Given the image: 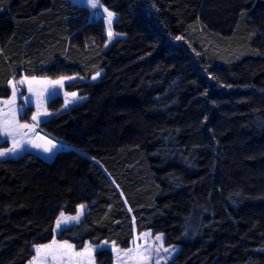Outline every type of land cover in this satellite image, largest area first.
I'll return each mask as SVG.
<instances>
[{
	"label": "trees",
	"instance_id": "trees-1",
	"mask_svg": "<svg viewBox=\"0 0 264 264\" xmlns=\"http://www.w3.org/2000/svg\"><path fill=\"white\" fill-rule=\"evenodd\" d=\"M100 2L124 35L108 47L88 6L0 0V99L22 76L86 79L65 86L85 100L48 103L51 152L0 159V264L82 204L58 235L78 250L152 230L180 246L167 264H264V0Z\"/></svg>",
	"mask_w": 264,
	"mask_h": 264
},
{
	"label": "rangeland",
	"instance_id": "rangeland-1",
	"mask_svg": "<svg viewBox=\"0 0 264 264\" xmlns=\"http://www.w3.org/2000/svg\"><path fill=\"white\" fill-rule=\"evenodd\" d=\"M74 3L82 4L85 6H88L92 12V18L98 19V18H104L106 22V31L108 35V41L106 43V46L108 47L115 39L118 37H124L123 34H120L114 30V23L117 19V13L114 11H111L107 9L102 3L100 2V7L97 9H92L89 6V0H71ZM107 9L109 12L113 13L112 17V23L109 27L108 24V18H107V12H104V9ZM109 33H111V37L109 36ZM103 74V71L99 72V75H94L95 79L93 77L91 80H98L101 75ZM74 77V79L71 80H64L63 85H55L52 86L48 84V81H56L59 78H51V77H28V76H22L21 78H14L10 82V86L12 88V95L9 98H2L0 99V123H2L4 120H7L9 122V125L14 127L15 124H29L33 125L35 124V130L34 132H27V129L20 130L21 132H27V135L23 137L25 141H32L33 143H38L45 145L47 144V141L51 140L50 137L44 136L41 133L40 125L43 121L49 119L51 116L55 114V112L50 111L48 109V103L51 99L55 98L56 96H63L65 100V105L62 107V109H66L70 107L71 105L81 102L86 99V96H82L79 94V91H67L65 86L69 83H72L76 80H86L79 76H71ZM21 81H24L21 83ZM31 89V91H30ZM15 90L16 95L13 96V91ZM76 93V97H72L70 95H67L68 93ZM50 93H53L50 95ZM14 101V103H13ZM29 107H33V110L30 112ZM39 108V111L41 113L47 112V116H42L39 120V122L33 121L32 116L37 112ZM0 143L3 140H8L10 142L9 148L13 146V140L11 137H1ZM21 137L17 136V140H20ZM33 143H23L22 147L18 150L16 154H9L1 158H7V157H19L24 152L30 151V150H38L41 147H34ZM8 149V148H5ZM5 149H2L0 151H4ZM84 205V204H82ZM81 205L78 206L77 212L75 214H66L63 213L65 217H73L76 216L78 213L82 214L80 215L79 221H70L68 224L64 225L63 228L68 227L72 224L79 223L85 214L86 205L81 210ZM60 217V216H59ZM57 222V221H56ZM62 229H57L55 224V230H54V238L48 243L44 244H37L34 246V256L37 257V259L34 261L33 257L27 264H98L96 261V252L102 248H109L113 251L114 261L113 264H143L144 257L151 256V259L149 260L148 264H157V261H159V264H167L169 261H171L180 251L179 245H166L165 244V235L162 233H154L152 230L145 231L143 233L136 232L135 238L133 241L132 246L129 249H122L114 242H107L103 241L99 244H92L90 242H86L85 246L82 249H76L74 244L68 242L69 244L73 245L74 247L67 251L66 254L61 255L63 253V249L60 248V245H62L65 241L59 240L58 235ZM144 234V235H142ZM150 234V235H148ZM162 237L161 240H157L156 237ZM53 241L56 242V248H57V260H53L50 255H46L45 249L41 248L39 255L36 252V248L40 245H50L53 244ZM169 249L168 252H164L163 249ZM157 249L159 251L157 252ZM175 251H172V250ZM150 250V251H149ZM79 254V255H77Z\"/></svg>",
	"mask_w": 264,
	"mask_h": 264
},
{
	"label": "snow or ice",
	"instance_id": "snow-or-ice-1",
	"mask_svg": "<svg viewBox=\"0 0 264 264\" xmlns=\"http://www.w3.org/2000/svg\"><path fill=\"white\" fill-rule=\"evenodd\" d=\"M89 6L92 9H97L101 6L100 5V0H89ZM104 12H107V18H108V24L109 27L111 26L112 23V17H113V13L109 12L106 8L104 9ZM109 36L111 37V33H109ZM97 75H99V73H97ZM71 80L74 79V77H61L56 81H48L47 83L55 86V85H63L64 80ZM93 79H95V77H93ZM24 81H21V83H23ZM31 91V89H30ZM53 93H50V95ZM16 95L15 90L13 91V96ZM67 95H70L72 97H76V93H68ZM14 103V101H13ZM48 113L47 112H43L41 113L39 111V108L37 110V112L32 116V120L39 122L40 118L42 116H47ZM36 125H29L27 123L25 124H15L14 127L9 125V122L7 120H4L2 123H0V137H11L13 140V146L11 148L5 149L4 151H0V157H4L7 156L9 154H16L18 152V150L22 147L23 143L27 142V143H33L32 141H25L23 139L24 136L27 135V132H34ZM22 129H27V132H21L20 130ZM17 136H20L21 139L17 140ZM47 147H45L42 144H38V143H33L34 147H44V151L45 152H51L52 149L55 147V144L53 143V141L49 140L47 141ZM81 210H83V208L85 207L84 205H81ZM81 213H78L76 216L73 217H65L63 213H61L60 217L57 219L56 222V228L57 229H63V226L68 224L70 221H79L80 219V215ZM144 235V234H142ZM150 235V234H148ZM156 239L159 241L162 239V237L157 236ZM74 246L69 244L67 241H65L62 245H60V248L63 249V253H61V255L66 254L67 251L71 250ZM43 248L46 251V255H50L52 257V259L55 261L58 259L57 256V248H56V242L53 241V244L50 245H40L36 248V252L39 255L40 249ZM150 251V250H149ZM159 251V249H157V252ZM164 252H168L169 249L165 248L163 249ZM172 251H175L174 249ZM79 255V254H77ZM37 259V257H33V260L35 261ZM151 259V256H147L144 257V261L143 264H148L149 260ZM157 264H159V261H157Z\"/></svg>",
	"mask_w": 264,
	"mask_h": 264
},
{
	"label": "crops",
	"instance_id": "crops-1",
	"mask_svg": "<svg viewBox=\"0 0 264 264\" xmlns=\"http://www.w3.org/2000/svg\"><path fill=\"white\" fill-rule=\"evenodd\" d=\"M2 99V98H1Z\"/></svg>",
	"mask_w": 264,
	"mask_h": 264
}]
</instances>
